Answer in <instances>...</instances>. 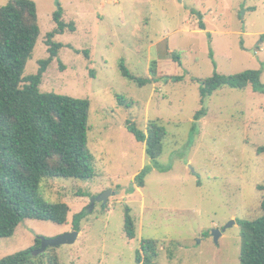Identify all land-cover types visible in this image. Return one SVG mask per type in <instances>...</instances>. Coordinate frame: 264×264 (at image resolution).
Masks as SVG:
<instances>
[{
	"label": "rangeland",
	"instance_id": "rangeland-1",
	"mask_svg": "<svg viewBox=\"0 0 264 264\" xmlns=\"http://www.w3.org/2000/svg\"><path fill=\"white\" fill-rule=\"evenodd\" d=\"M8 1L0 0V7ZM31 1L40 35L24 76L35 75L49 56L54 12L60 9L64 23H74L73 31L54 36L62 47L39 90L89 101L94 176L43 178L37 195L66 204V224L24 220L12 236L0 238V260L33 247L36 239L68 233L73 216L83 212L74 244L48 247L40 257L33 250L31 259L137 264L136 251L146 240L158 242L154 264H239V223L262 215L264 196V0ZM120 63L153 82L139 86L123 77ZM246 70H260L256 90L224 86L200 103L197 80ZM117 97L133 104L120 105ZM148 121L166 131L154 163L126 128L129 122L144 132ZM145 167L138 187L134 178ZM108 191L106 203L95 201ZM126 208L133 240L123 230Z\"/></svg>",
	"mask_w": 264,
	"mask_h": 264
},
{
	"label": "trees",
	"instance_id": "trees-1",
	"mask_svg": "<svg viewBox=\"0 0 264 264\" xmlns=\"http://www.w3.org/2000/svg\"><path fill=\"white\" fill-rule=\"evenodd\" d=\"M56 28L47 34L48 58L39 61L35 75L24 76V69L32 56L40 35L36 4L31 0H9L0 7V238L13 235L24 220L49 221L55 225L67 222L69 207L64 203L44 201L37 190L43 178H93L91 155L87 150L89 101L55 93H41L39 86L48 65L57 57L61 43L53 38L66 28L74 30V23L62 20L61 10L53 14ZM201 30L205 29L199 23ZM264 42V35L260 37ZM174 56V55H173ZM175 57V56H174ZM121 75L139 86L153 82L152 78L132 76L123 63ZM260 70H246L234 75L214 73L200 83V103L221 87L256 90ZM181 77L174 81L178 82ZM126 107L133 103L117 97ZM204 114L201 109L195 118ZM127 124V130L137 142L144 145L149 162L161 155L165 129L158 121H148L145 131ZM146 167L134 178L138 187L144 186ZM264 190V186L259 187ZM260 209L262 215L253 221H241L242 247L239 264H264V196ZM83 212L75 214L72 229L80 231ZM123 230L129 240L135 238L134 222L126 208ZM158 242L142 240L136 251L137 264H154ZM40 240L23 251L0 260V264L37 263L30 253L39 248ZM41 254L39 255V257ZM46 264H58L51 258Z\"/></svg>",
	"mask_w": 264,
	"mask_h": 264
},
{
	"label": "water",
	"instance_id": "water-1",
	"mask_svg": "<svg viewBox=\"0 0 264 264\" xmlns=\"http://www.w3.org/2000/svg\"><path fill=\"white\" fill-rule=\"evenodd\" d=\"M109 193L110 191L103 193L102 195L95 198V201L106 203L107 195ZM78 234L79 232L72 229L68 233L63 234L59 237H56L55 239H51V240L40 239V246L39 248L33 251V255L38 256L40 254H43L48 247H57L61 245H72L76 242ZM212 236H213L214 241L217 242L218 238L220 237V232L215 230L212 232Z\"/></svg>",
	"mask_w": 264,
	"mask_h": 264
},
{
	"label": "crops",
	"instance_id": "crops-1",
	"mask_svg": "<svg viewBox=\"0 0 264 264\" xmlns=\"http://www.w3.org/2000/svg\"><path fill=\"white\" fill-rule=\"evenodd\" d=\"M80 233V232H79ZM78 237H79V234H78ZM78 237H77V239H78Z\"/></svg>",
	"mask_w": 264,
	"mask_h": 264
}]
</instances>
